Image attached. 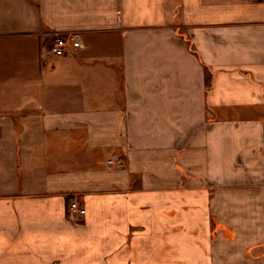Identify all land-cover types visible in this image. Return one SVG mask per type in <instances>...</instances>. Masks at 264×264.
Returning <instances> with one entry per match:
<instances>
[{
	"label": "crops",
	"instance_id": "0c3cea01",
	"mask_svg": "<svg viewBox=\"0 0 264 264\" xmlns=\"http://www.w3.org/2000/svg\"><path fill=\"white\" fill-rule=\"evenodd\" d=\"M0 264H264V0H0Z\"/></svg>",
	"mask_w": 264,
	"mask_h": 264
},
{
	"label": "built area",
	"instance_id": "2783aa9c",
	"mask_svg": "<svg viewBox=\"0 0 264 264\" xmlns=\"http://www.w3.org/2000/svg\"><path fill=\"white\" fill-rule=\"evenodd\" d=\"M79 41L75 35H67L58 37L54 40L51 51L56 57H63L70 52L71 49H78L80 47ZM70 210L75 214L84 215L85 210L75 201L71 203Z\"/></svg>",
	"mask_w": 264,
	"mask_h": 264
},
{
	"label": "rangeland",
	"instance_id": "374dc122",
	"mask_svg": "<svg viewBox=\"0 0 264 264\" xmlns=\"http://www.w3.org/2000/svg\"><path fill=\"white\" fill-rule=\"evenodd\" d=\"M71 203H73V202H71Z\"/></svg>",
	"mask_w": 264,
	"mask_h": 264
}]
</instances>
